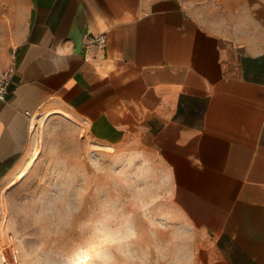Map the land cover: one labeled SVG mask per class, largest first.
Returning a JSON list of instances; mask_svg holds the SVG:
<instances>
[{
  "label": "crops",
  "instance_id": "1",
  "mask_svg": "<svg viewBox=\"0 0 264 264\" xmlns=\"http://www.w3.org/2000/svg\"><path fill=\"white\" fill-rule=\"evenodd\" d=\"M102 31L87 59L85 36ZM9 64L0 187L34 116L62 106L102 144L161 157L204 236L201 264H264V0H0Z\"/></svg>",
  "mask_w": 264,
  "mask_h": 264
},
{
  "label": "rangeland",
  "instance_id": "2",
  "mask_svg": "<svg viewBox=\"0 0 264 264\" xmlns=\"http://www.w3.org/2000/svg\"><path fill=\"white\" fill-rule=\"evenodd\" d=\"M32 125L0 187L16 264H64L88 247L96 251L85 264H201L204 236L174 204L170 173L147 142L102 144L62 106L39 111Z\"/></svg>",
  "mask_w": 264,
  "mask_h": 264
},
{
  "label": "built area",
  "instance_id": "3",
  "mask_svg": "<svg viewBox=\"0 0 264 264\" xmlns=\"http://www.w3.org/2000/svg\"><path fill=\"white\" fill-rule=\"evenodd\" d=\"M107 44L106 32L90 33L85 36L83 50L85 57L91 58L95 50H104ZM15 72L14 64L0 68V102L6 99L9 85L12 82ZM2 231L0 232V257L3 264H16L19 261V249L16 245L15 235L7 228L6 220L0 215Z\"/></svg>",
  "mask_w": 264,
  "mask_h": 264
},
{
  "label": "clouds",
  "instance_id": "4",
  "mask_svg": "<svg viewBox=\"0 0 264 264\" xmlns=\"http://www.w3.org/2000/svg\"><path fill=\"white\" fill-rule=\"evenodd\" d=\"M95 251L96 250L92 247L83 249L78 255H74L64 261V264H85V257H88L90 254H94Z\"/></svg>",
  "mask_w": 264,
  "mask_h": 264
},
{
  "label": "snow or ice",
  "instance_id": "5",
  "mask_svg": "<svg viewBox=\"0 0 264 264\" xmlns=\"http://www.w3.org/2000/svg\"><path fill=\"white\" fill-rule=\"evenodd\" d=\"M87 257H85V259H86Z\"/></svg>",
  "mask_w": 264,
  "mask_h": 264
}]
</instances>
